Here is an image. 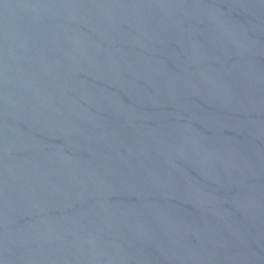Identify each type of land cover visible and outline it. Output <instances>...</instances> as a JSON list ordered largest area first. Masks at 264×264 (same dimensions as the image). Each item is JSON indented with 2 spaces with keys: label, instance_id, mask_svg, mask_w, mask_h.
Returning a JSON list of instances; mask_svg holds the SVG:
<instances>
[{
  "label": "water",
  "instance_id": "obj_1",
  "mask_svg": "<svg viewBox=\"0 0 264 264\" xmlns=\"http://www.w3.org/2000/svg\"><path fill=\"white\" fill-rule=\"evenodd\" d=\"M0 264H264V0H0Z\"/></svg>",
  "mask_w": 264,
  "mask_h": 264
}]
</instances>
